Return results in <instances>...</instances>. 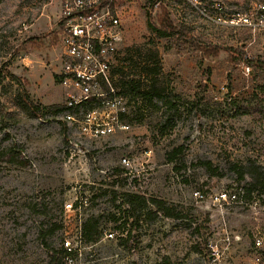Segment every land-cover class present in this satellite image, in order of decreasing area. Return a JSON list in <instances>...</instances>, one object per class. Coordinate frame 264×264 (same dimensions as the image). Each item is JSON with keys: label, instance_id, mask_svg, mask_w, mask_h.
Returning a JSON list of instances; mask_svg holds the SVG:
<instances>
[{"label": "rangeland", "instance_id": "1", "mask_svg": "<svg viewBox=\"0 0 264 264\" xmlns=\"http://www.w3.org/2000/svg\"><path fill=\"white\" fill-rule=\"evenodd\" d=\"M220 1L229 13H255L264 5ZM59 4L0 0V264H47L51 250L60 251L63 240L76 236L78 217L63 211L76 195L96 196L81 221L106 220L100 241L86 246L85 254H96L94 264H253L251 214L230 211L222 219L208 197L248 183V160L264 171V73L251 67L264 64V22L258 25L252 14L253 27L223 26L203 19L184 0H158L153 9L147 0H119L121 50L153 39L178 99L175 107L159 104L142 125L89 140L77 124L65 122L63 112L50 110L68 100L55 78L61 63ZM148 12L155 24L169 14L184 37H156L146 26ZM23 90L41 116L21 110ZM123 100L129 113L133 105ZM238 108L251 114L237 116ZM195 191L207 199L195 200ZM121 193L164 200L181 218L146 223L141 215L129 249L120 242L132 219L124 228L109 221L128 210ZM224 228L241 241L214 260L207 242L219 239Z\"/></svg>", "mask_w": 264, "mask_h": 264}, {"label": "built area", "instance_id": "2", "mask_svg": "<svg viewBox=\"0 0 264 264\" xmlns=\"http://www.w3.org/2000/svg\"><path fill=\"white\" fill-rule=\"evenodd\" d=\"M195 8L201 17L217 25L253 27L252 14L258 17L257 24L264 22V5H259L255 13H229L220 0H184ZM119 0H60L59 41L61 63L58 73L59 83L67 93L66 123L77 124L80 133L89 140H97L121 131L129 126L119 120L125 113L124 100L112 87V70L124 42V26L121 21ZM93 101L95 108L88 112H78L75 108ZM127 163V159H122ZM245 184H236L209 195V204L222 219L230 211L249 212L253 221L250 229V250L253 264H264V193L249 192ZM195 200L207 198L199 191L193 193ZM86 195H76L63 203V211L78 217V231L74 239L62 242L64 264H94L96 254H85L80 230L82 212L88 207ZM123 219H120L121 223ZM124 228V226H123ZM128 230V229H127ZM121 235L125 237L126 232ZM113 238L112 233L106 235ZM241 241L238 234L231 236L224 228L220 238L208 240L207 251L212 259L225 254L231 244ZM90 247V246H89Z\"/></svg>", "mask_w": 264, "mask_h": 264}, {"label": "trees", "instance_id": "3", "mask_svg": "<svg viewBox=\"0 0 264 264\" xmlns=\"http://www.w3.org/2000/svg\"><path fill=\"white\" fill-rule=\"evenodd\" d=\"M158 0H147L150 9H153ZM146 26L149 32L159 38H175L182 39L184 34L180 28L173 25L169 18V14L163 12L161 14L158 24L152 21L151 12L146 13ZM60 26V23H59ZM251 67L258 68L260 72L264 73V64L261 62H251ZM0 77L4 79V75L0 74ZM6 77L11 80L19 82L20 80L15 76L6 72ZM59 83L58 76L55 77ZM1 84V82H0ZM112 87L118 90V95L125 97L128 103H132V108L129 113H121L119 120L126 125H142L145 120L155 115L158 110V105L166 107H175V99L177 96L173 93L166 76L164 75L163 66L159 51L155 45L153 39L147 42L135 44L120 51L117 64L112 70ZM19 105L21 110L30 117L41 116L40 108L34 104L27 93L23 90L20 96ZM196 105V104H195ZM1 107V104H0ZM95 108L93 101L90 100L76 107L74 113L88 112ZM54 110L57 113L70 111L66 106L51 107L50 110ZM250 110L238 108L235 111L237 116L249 115ZM169 121L166 124L161 125V129H165ZM63 130L65 128L63 127ZM175 153L177 151H174ZM172 152L171 154H175ZM171 161V159H170ZM244 172L249 177V182L245 185L249 192L257 190L260 193H264V171L256 165L254 161L248 160L244 166ZM241 177V176H240ZM123 200L121 205H127L128 210L122 215L110 216L109 221L117 224L120 219H123L119 226H124L128 219H132L130 225L131 229H128L124 238H121V245L131 249L133 242V231L137 226L139 217L142 215L144 222L152 223L157 219H180L181 212L176 209L175 206L166 203L160 199H148L137 194H119ZM95 197H92L89 202H93ZM116 217V218H115ZM102 217L89 216L83 219L80 224L82 244L84 246H93L100 241L103 235ZM117 229V228H115ZM49 230L46 233H51ZM43 236L45 233L42 234ZM64 250L60 251L51 250L49 260L47 264H64L63 262Z\"/></svg>", "mask_w": 264, "mask_h": 264}, {"label": "crops", "instance_id": "4", "mask_svg": "<svg viewBox=\"0 0 264 264\" xmlns=\"http://www.w3.org/2000/svg\"><path fill=\"white\" fill-rule=\"evenodd\" d=\"M59 3H60V0H59ZM59 8H60V4H59Z\"/></svg>", "mask_w": 264, "mask_h": 264}]
</instances>
